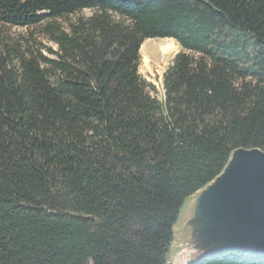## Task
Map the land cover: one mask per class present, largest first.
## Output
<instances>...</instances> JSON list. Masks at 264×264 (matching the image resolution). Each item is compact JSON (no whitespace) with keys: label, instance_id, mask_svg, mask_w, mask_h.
Masks as SVG:
<instances>
[{"label":"trees","instance_id":"16d2710c","mask_svg":"<svg viewBox=\"0 0 264 264\" xmlns=\"http://www.w3.org/2000/svg\"><path fill=\"white\" fill-rule=\"evenodd\" d=\"M44 25L55 58L1 31ZM156 39L182 49L163 101L139 75ZM239 148L264 151V0H0V264H164Z\"/></svg>","mask_w":264,"mask_h":264},{"label":"water","instance_id":"95a60500","mask_svg":"<svg viewBox=\"0 0 264 264\" xmlns=\"http://www.w3.org/2000/svg\"><path fill=\"white\" fill-rule=\"evenodd\" d=\"M264 254V151L239 148L186 198L164 264H196L223 251Z\"/></svg>","mask_w":264,"mask_h":264},{"label":"rangeland","instance_id":"374dc122","mask_svg":"<svg viewBox=\"0 0 264 264\" xmlns=\"http://www.w3.org/2000/svg\"><path fill=\"white\" fill-rule=\"evenodd\" d=\"M91 14L92 11L84 10L78 15L88 17ZM77 17V15L72 16L71 20H75ZM66 24L64 20L56 21V25L60 27H66ZM44 28L45 25L11 29L6 27L1 28V31L4 32L7 37H10L12 41L20 43L22 50L31 52L38 58H55L58 47L50 40V36ZM163 40L168 39H156V41ZM169 41H172V53L164 58L160 55L159 57H150L146 53L141 52V46L139 50V75L143 80L152 85L153 91L151 95L159 101H163L164 99L163 75L171 66L174 58L182 51L181 47L174 40L169 39Z\"/></svg>","mask_w":264,"mask_h":264},{"label":"bare ground","instance_id":"6f19581e","mask_svg":"<svg viewBox=\"0 0 264 264\" xmlns=\"http://www.w3.org/2000/svg\"><path fill=\"white\" fill-rule=\"evenodd\" d=\"M172 41L163 40H147L141 45V52L146 53L150 57H167L172 53Z\"/></svg>","mask_w":264,"mask_h":264}]
</instances>
